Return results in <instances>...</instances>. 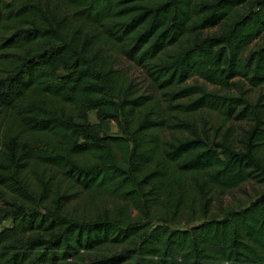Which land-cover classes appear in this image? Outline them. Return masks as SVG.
<instances>
[{
    "label": "trees",
    "instance_id": "obj_1",
    "mask_svg": "<svg viewBox=\"0 0 264 264\" xmlns=\"http://www.w3.org/2000/svg\"><path fill=\"white\" fill-rule=\"evenodd\" d=\"M258 86L264 0H0V264H264Z\"/></svg>",
    "mask_w": 264,
    "mask_h": 264
},
{
    "label": "rangeland",
    "instance_id": "obj_2",
    "mask_svg": "<svg viewBox=\"0 0 264 264\" xmlns=\"http://www.w3.org/2000/svg\"><path fill=\"white\" fill-rule=\"evenodd\" d=\"M213 30L214 29L210 30L209 32H212ZM118 67H121V69L125 72L129 80L132 81L136 86H138L141 89V91L146 93L150 92L151 90L150 80L147 74L143 71V69H141L139 66H137L133 62L123 57H119ZM209 87L214 88L212 85H210ZM259 93H264V86H258L251 89V95L253 98H255ZM206 116L208 118L209 125L219 121L220 119V114H218L217 112H209ZM90 120L92 122L98 121L95 111L90 112ZM248 124H249L248 121L247 122L235 121L234 124L235 130L243 131V128L248 126ZM111 127H112V131L114 132L116 130V125L114 122H112ZM55 181L58 182V184L60 185L61 191L66 189L70 184L69 180L66 177H64V175L61 172H58L56 174ZM263 191H264V185H261L255 180L250 181L240 186L239 188L233 189L231 191H227L222 197L223 200L222 202L225 206L238 208L242 205L248 204L251 200H254ZM99 204H101L102 207H104L107 205V202L106 200H101ZM93 206H95V204H93ZM77 208L80 211H86L88 209H92L89 203L82 199L77 201ZM10 224L11 221L6 220L0 225V229Z\"/></svg>",
    "mask_w": 264,
    "mask_h": 264
},
{
    "label": "water",
    "instance_id": "obj_3",
    "mask_svg": "<svg viewBox=\"0 0 264 264\" xmlns=\"http://www.w3.org/2000/svg\"><path fill=\"white\" fill-rule=\"evenodd\" d=\"M263 201H264V191L252 201V204H257Z\"/></svg>",
    "mask_w": 264,
    "mask_h": 264
}]
</instances>
